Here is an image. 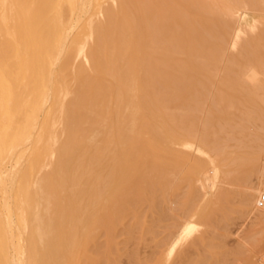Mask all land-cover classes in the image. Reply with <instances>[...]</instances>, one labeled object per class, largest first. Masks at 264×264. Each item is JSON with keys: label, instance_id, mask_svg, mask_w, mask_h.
<instances>
[{"label": "bare ground", "instance_id": "bare-ground-1", "mask_svg": "<svg viewBox=\"0 0 264 264\" xmlns=\"http://www.w3.org/2000/svg\"><path fill=\"white\" fill-rule=\"evenodd\" d=\"M62 1L67 2L71 11L68 23L61 18ZM111 1L112 7L106 8L100 0H0V29L3 27L11 42L0 44V67L2 63L9 68L17 64L24 73L21 83L16 82L17 76L12 77L15 78V81L12 80L14 99L11 100L14 104H9L11 107L13 104L15 112H20V115L18 117L15 112L9 114L20 118L23 113V120L26 117L25 123L22 121L23 126L0 134V264H80V259L86 257L82 255L85 252L81 243L83 229L87 226L85 222L90 223L86 220L93 206L92 202L86 201L88 197L90 201L91 192L76 190L72 182L77 187L80 179L77 185L76 179L71 181L65 170L74 152L85 149L94 152L100 147L94 144L89 148L78 144L74 138L59 143L56 132L61 126L62 132L69 133L71 137L77 133L80 123L94 126L101 121L108 123L101 139L103 146L113 151L111 171L108 169L104 174L111 180H105L104 176L99 178L106 167L101 169L102 174L99 170L101 175L97 174L98 169L96 173L92 172L95 169L91 170L89 158L82 160L90 163L88 171L83 169L85 166L82 168L83 162L76 164L84 173L86 171L87 176L99 175L97 185L92 184L96 186L92 192L97 189L100 194L107 180L111 181L112 223H121L128 212L137 214L141 201H148L152 208H157L161 202L170 201L172 196L183 199L179 202L185 220L175 226L176 231L172 230L175 227L172 228L171 236L160 244L162 249L158 252L157 257L160 258L157 263L169 264L175 259L178 263L174 264H182L189 254L191 256L195 252V248L203 242L200 233L204 222L209 221L214 205L212 194L208 191L218 192L226 184L233 186V192L239 195L243 205L240 212L259 225L261 228L255 230L264 235V208L258 206V196L264 190V0H207L208 6L200 5L197 0ZM96 7L94 15L92 12ZM16 9L21 10L27 31L35 29L39 35L48 33L53 36L52 39H45V43L54 40L57 48L56 54L49 48V52L55 55L49 61V68L39 54L31 56L30 43H21L22 19ZM88 16V31L81 41H76L75 30ZM36 35L34 32L35 38ZM34 37L31 42L39 53L40 41ZM36 40L38 43H35ZM10 44L15 47L13 53ZM48 46L41 48L46 51ZM2 49L10 54L4 60ZM230 50L234 52L231 57ZM209 56L213 58L208 59ZM219 56L225 57L222 67L225 75L220 91L212 89V93L214 81L208 71L218 67ZM201 71L207 73L200 74ZM71 74L77 82L76 87L70 82ZM93 74H97L98 78L95 84H90L88 81ZM32 78L41 88L37 99L32 98L30 90L29 80ZM88 87L95 92L87 104L83 95ZM2 101L4 98L0 104ZM224 104L225 108L244 110V114L240 113L241 110L239 113L240 116H248L244 118L248 122L256 114L262 124L260 131H253L254 137L248 130L250 135L247 137L244 132V140L250 137L247 143L240 141L242 137L237 139L245 145L242 153L230 152L227 150L230 146H227L231 139L236 141V137L247 128L241 125H244L241 121L234 126L242 132L235 129L229 115L235 114L229 113L231 109L225 110ZM223 113L228 120L225 119L227 122L224 120L222 124L227 126L228 122L231 123L229 132L225 126L221 128L219 122ZM7 114L6 119L12 123ZM254 120L258 121L257 118ZM9 125L8 131L9 127L13 128ZM232 126L234 129L231 131ZM224 134L228 136L224 137ZM240 143L236 146L240 147ZM234 146L235 143L231 147ZM104 152L103 148L101 154ZM103 155L96 160L100 161V165ZM47 156L48 162L45 161ZM215 158L222 159V166L228 169L224 172L217 169ZM46 163L51 170H42ZM76 177L81 178L79 175ZM137 181H141V186L136 184ZM130 182H135V185L127 191ZM57 187L65 188L66 206L73 208L78 222L73 245L68 240L69 229L61 233L55 224L48 225L49 231L43 227L46 225L43 216L48 213V207L45 209L42 202ZM181 189L183 193L180 191L182 194H179ZM218 193L215 194L220 201L230 199L227 193L221 190ZM101 196L97 198H103ZM195 200L200 201L199 204L196 205ZM98 209L97 215H100ZM73 212L70 210L63 215L68 223ZM107 218L111 219V216ZM84 235L86 239L90 238ZM57 237L58 244L52 243L54 249L48 251V248H53L50 242Z\"/></svg>", "mask_w": 264, "mask_h": 264}, {"label": "rangeland", "instance_id": "rangeland-1", "mask_svg": "<svg viewBox=\"0 0 264 264\" xmlns=\"http://www.w3.org/2000/svg\"><path fill=\"white\" fill-rule=\"evenodd\" d=\"M56 2H59V0L58 1L56 0ZM62 2H63V4H61ZM62 2H60L61 10H63V12L61 11L62 14H63V15H61V18H63L62 20L65 23H68L71 20V17H72L71 16V11H70V8H69L67 2H65V1H62ZM100 2L102 4H104V6L106 8H111L112 4H113V2L111 0H100ZM197 2L200 5H204V6H208L209 5L207 0H203V1L202 0H197ZM97 8L98 7H96L93 10V12H92L94 15H96V13H97L96 12ZM15 11L18 14L20 13V17L22 19L20 21L21 22L20 23V28H21L20 39H22V40H20L21 43L23 45H27L28 43H30L31 44V46H30L31 56H35V55L38 56V54H39V56H41L47 62V64L45 66L47 68H49V66H50L49 61L51 60L52 57L55 56V55L53 56L54 53L49 52V48H50V50L52 49V51L54 50L53 52H55V54H56L57 48H56V45L54 43V40L49 41V42H47V40H46L47 43H51V44H48L49 45L48 46L47 43H45V39H48V40L50 38L52 39L53 36L51 37V34L49 35L48 33H45L44 35H39L38 31L35 30V29L34 30L30 29V30L27 31L25 25L23 24V23H25V18L22 15L21 10L16 9ZM89 18H90L89 16L86 17L85 18L86 21L84 19L83 22L75 30V39H76V41L77 40L81 41V39H83L85 34L87 33V31H88V22L87 21H89ZM237 22L238 21H236L234 23L235 26L237 25ZM33 31L35 32V35L37 34L36 35L37 36L36 37L37 40L40 41L39 42V46H38V49H39L38 52L39 53H37V48L34 47L33 42H31V38L34 37L33 36L34 35ZM0 32H1L0 33V44L3 41H7V42L11 43L9 38H8V36L6 34H4L5 32L3 30V27H1ZM48 37H50V38H48ZM42 40H44V42ZM35 43H38V41L35 42ZM43 43H45V44H43ZM10 45H11L10 46V51L13 53L14 50H15V47L12 44H10ZM91 45L93 46V43H91ZM35 46H37V44ZM43 46H45V47L48 46V49L46 51H43L42 48H41ZM41 50L44 52V53L42 52V55H41ZM6 51H7L6 49H2V53H1L2 54V60H4L5 57L10 55L9 53L6 54ZM231 51L232 50H230V52H229V54H230L229 56L230 57L234 55V52L233 51L231 52ZM50 53L52 54L51 57H49L51 55ZM222 57L223 56H219L218 57L219 58L218 59V63H217L218 67H212L208 71V73L210 75H212L213 81H214L213 86H212L213 88H211V92L212 93H213V90L215 92H219L220 91L221 80H222V78L225 75V70H224V68H222L224 66L223 60H224L225 57L224 58H222ZM209 58L212 59L213 57L209 56L208 59ZM12 68H14V69H12ZM21 68L22 67L18 66L17 64H12L10 66V68H9L6 63H2V65L0 67V74L1 75L3 74L2 77L0 75V101L4 98V101H2L3 103H1L3 105V107L0 104V106L2 107V110L0 109V112H1L0 113V119L3 120V122L1 121V124H0V131L2 129V132H0V134H4L5 132H11V131L15 130L16 127H21L20 125L23 126L24 125L23 123H25L24 121H26V117L23 120V118H24L23 113H21V117L18 118L19 115H20V112H15L14 105H13L14 103L11 102L12 98L14 97L13 94H12V92H14V91H12V89L15 90V88H13V83L15 81V78H12V77L17 76V81H16L17 83H21L24 80V73L21 71ZM8 69L10 70V73L8 72L9 71ZM204 73H207V72H205V71H201L200 72V74H204ZM5 75H6V77H5ZM97 78H98L97 74H93V77L88 82L90 84H95ZM9 79L11 80V83H10ZM13 79H14V81L12 82ZM69 79H71L70 82H72L73 86L76 87L77 86V82H74V80L72 79V74H71ZM2 80H3V82H5V84H3V82H1ZM29 81H30V90H32V98L35 99L37 96L39 97V95H40L39 92L41 91V88L36 86V82H35L34 78H32ZM249 86L253 87V85H251V84ZM34 87H36V88H34ZM3 88H5V90H3ZM2 90H3V92H2ZM94 92H95V90L93 88H89L88 87V89H86L83 97H84V100H85V102L87 104L92 100ZM4 93H6V94H4ZM3 96H5V97H3ZM10 103H13L12 107L9 106ZM36 105H37V103H36ZM213 106H216V104H214ZM225 106H226V104L223 105L225 110H227V108L229 109V106L226 107V108H225ZM236 109H233V110L231 109V111H229V110H227V111H229V113L233 112V114H235V115H232V113L229 114L231 116V117L230 116L229 117L233 119V122L231 121L233 126L237 122L240 123V124H241V121L244 122V125L243 124H241V125L243 127L247 128L246 131H243V133L240 134L241 136L238 135V137H236V141H238L237 139L242 137L240 141H242L243 144H244V141L247 143V141L250 140V137H248L249 139L246 138V140H244L245 139V137L243 135L244 132L246 133L245 134L246 137H247V135H250V134H248V131H249V133H252L251 135L254 137L255 134H254L253 131H255L256 129H257L256 132L258 130L260 131L261 130L260 125H262V124H260L261 122H260V120H258V117H256V114H254V117L257 118L258 121H255L254 120L255 118H253V119L251 118L252 120L250 119V122H248L247 119H244V118H246L248 116H246V117L243 116V115L240 116L241 115L240 113H242V114L245 113L244 110H241V108H238L239 111L240 110L242 111V112L240 111V113H239V111H237ZM7 110H8V112H6ZM12 110H14V111H12ZM23 110H24V108H23ZM10 112L11 113L15 112V114L18 117H12L13 115L11 116ZM6 114H7V116H9L8 119H10L12 121V123L9 120L6 119L7 118V117H5ZM44 115L45 114L43 112L42 116H44ZM234 116L235 117L237 116V117L234 118ZM4 117H5V120H4ZM11 117L15 118V120L13 121V119ZM16 118H18V119H16ZM225 119L228 120L227 116L225 114H224V116L221 115V119L219 120V122L222 124ZM243 119L246 120L247 124H246V122ZM226 120H225V122H227ZM22 121H23V123H22ZM253 121L256 122V124H254ZM7 122L10 123V125ZM16 122H18V126H16V124H17ZM2 123H5V124H2ZM249 123H251V124H249ZM6 124H8L9 126L12 125L13 128L9 127L10 129L8 131V125H6ZM221 124H219V125L221 126ZM223 124H222L221 128H224V126L226 125V124L225 125H223ZM240 124H239V126H241ZM230 125H231V123L229 124V122H228L227 126H225L226 127L225 130L227 132L230 131V128H229ZM248 125H249V127H247ZM255 125H257L258 127L255 126ZM1 126L2 127L4 126L3 128L4 129L6 128V130L4 131ZM233 126L231 127V131H232V128L234 129V127H235V126L234 127ZM98 127H99V129H98ZM227 127L229 128V130H228ZM253 127H255L254 130H252ZM77 128H78L77 129V133L70 137L69 133H66V134L63 133L62 130H61V126H58L57 129H56V132H58V134H59L58 142L61 143L65 139L74 138L75 141L78 142V144H82L84 146H89V148H92L94 144H96L94 146L97 147V145H98V147H100V148H97V150H95L96 153H95V151L94 152H90V151H88L86 149L83 150V151L74 152V154L71 157V163L72 164L70 163L68 165V168H66V170H65L66 172H68L67 175L71 178V181L76 179L75 181H77L76 182L77 185H78V181L80 179L79 185L77 187H76L75 182H72V185H75L74 187L76 188V190L78 189V190H81L82 192L83 191H87V193L91 192L90 193L91 194L90 195V201H89V197H88L89 194L87 195L88 198H87V201H86V202H90V203L92 202V206H93L91 211H90V213H89V215H88V217H87V220H86V221L90 220L89 221L90 223L88 224L87 222H85V224H87V226L85 227L86 229H83V232H82L83 240H82V243H81V245L83 246L82 247V251H83V253L85 252L82 255L83 256L85 255L86 257L81 256L83 258H81V259L79 258L80 261L82 262V263L80 262V264H160V262L159 263L156 262V260L158 258H160V257H157V256H159L158 255L159 250L162 249V248L160 249V246H161L160 244H162L165 240H167L171 236V233L173 231L177 230L175 226H179V224H182L181 222H183L182 220L185 218L184 214L182 213L183 211L181 209V205H180V202H179V200L182 201L183 199L181 198V196L180 197L172 196V197L169 198L170 201L167 200L166 202H163V203L161 202L160 206L157 207V208H155V207L152 208V204H150L148 201H141L142 203H140V206L137 207L138 208V211H137L138 213L137 214L134 213V211L132 213L128 212V215H125L126 217L124 218V220L121 223L119 222L120 224L118 223L117 225H115L114 223H112L114 220H112L113 213H112V208H110V207H112V200H111V197H110L111 196V188H110L111 187V181L108 182V180H111V179L109 177L108 178L105 177L104 174H107L108 169L111 171V163H112L111 158H112L113 151H112V148H105L103 146V142H102V139H101L103 133L108 128V123L104 122V121L103 122L101 121L98 124H96L95 126L90 124V123H87V124L86 123H80ZM236 128H238V126L235 127V129ZM96 129H97V131H96ZM240 130L241 129H239V132H242ZM83 131L85 133H83ZM93 132H94V134H93ZM225 135H227V134H224V137H225ZM85 138H87V140ZM89 139H90V141H89ZM231 140L229 141V143H228L229 145L227 147L233 146V143H235V146L231 147V148L229 147V148H227V150L228 151L231 150L233 152L235 151V152H238V153H242L243 150L245 149V147H244L245 145H242L240 143V141H238V143H240L242 145L241 146L239 144L240 147H238V146H236V145H238V143H236V141H234L235 139H233L232 141ZM98 141H99V143H97ZM102 147L105 150V152L103 153L104 155L101 154L102 149H103ZM237 148H238V150H237ZM98 149H100V150L98 151ZM93 153L95 154L94 156H93ZM102 155H103V157L100 158L102 164L100 165L99 164L100 161H96V160H99V157H101ZM85 158H87V159L89 158L90 159L89 162L91 164L88 163V161L87 162L85 161L86 163H84L82 160H85ZM74 159H76V161H74ZM94 160L96 162H94ZM45 161L46 162L49 161V156L46 157ZM80 161L84 163V165H82V168L85 166L83 169L84 170L86 169V171H88V169H89L87 167V166H89V164L92 166L91 170L93 168L95 169L92 172L95 171L94 173H96L97 169H98V173L97 174H99V175H101L103 173L102 170H104L105 167H106V169L104 170V173L102 174V176H99L97 174H94V176H93V174H90L91 173L90 172L89 173L90 176L92 175L90 177L89 175L88 176L85 175L86 171L84 173L83 169H81V170H83L82 171L83 174H81V172H80L81 171L80 170L81 166L80 165L78 166V164H76V163H78ZM73 162H75V164H73ZM222 163H224L222 159L220 160L218 158H215V166L217 167V169H219L220 171L224 172V171H226L228 169V167L227 166H222ZM97 164L100 165L101 167L100 166L98 167ZM46 165H47V163L44 165L42 170L43 171L51 170V168H48V165L46 167ZM75 165H77L78 168ZM76 170H77V172H75ZM99 170L101 171V174L99 173L100 172ZM65 171H63V173H62V178L64 177ZM71 172L75 173V174L73 175V174H71ZM108 174H109V172H108ZM71 175L74 176V177H72ZM76 175H79L81 178L76 177ZM82 175H84V176H82ZM98 176H99V178L104 176L105 180L108 179L107 182H106L107 184L105 183V187L106 188L103 185L102 191L103 190L104 191L100 193L102 195L101 197H103V198H99L100 200L97 198L100 195L99 192L97 193V189L95 190L96 191V195H95V191L92 192L96 188V186H94L92 184H96L97 185V181L99 180ZM88 177L92 178L93 180L92 179L90 180V178L88 179ZM85 179H87V180H85ZM89 184H91V185H89ZM136 184L141 186L142 183H141V181H137ZM133 185H135V182H130L128 184L127 191L131 190V187ZM93 186H94V188H93ZM74 187H73V189H74ZM88 188H91V191H88ZM185 190H187V189H185ZM220 190H221V192L227 193L230 196L229 197L230 199H228L227 201H220L219 200V196H218L219 195L218 192H220ZM233 190H234L233 186H230V185L226 184L225 186H222V188L219 189L218 192L217 191L216 192L208 191V193L212 194L211 197H213V202H214L213 208L214 209L212 208L210 219H209V221L204 222V227H203V229H202V231L200 233V236L201 235L203 236V242L199 246H197L195 248V250H194L195 252H192L191 256L189 254V256L186 259L183 260L184 262L182 261V264H264V247H263L264 246V241H263L264 240V238H263L264 235L259 234V233H261V232H258L259 230H257V231L255 230V229H258V228L260 229L261 227L259 225H255L253 223V221L249 217L246 216L245 213H243L242 211L240 212V210H242L243 205L240 202L239 195L236 194V192H233ZM180 191H182V193H183V189L179 190V194H182ZM204 192H206V191L204 190ZM215 193H218V195H216ZM97 194H99V195H97ZM66 197H67V193H66L64 187H62V188L61 187H57L54 192L49 194L48 199H46V201H45V198H46V196H45V198H44L45 202H42V203H44L43 205H45V209H46V207H48V213L46 215L43 213L44 214V216H43L44 217V224L47 225V226L43 225V227L45 226L46 227L45 229H47L49 231L48 225L55 224L59 228V230L61 229V233L65 229L66 230L69 229L68 230V240L70 241V244L73 245V243H74V241L76 240V237H77L78 222L76 220V217L74 216L73 208L70 209V208H68L66 206V203H65ZM94 197H95V200H94ZM105 197H109V198H105ZM96 198L98 200H96ZM235 199H237V200H235ZM171 200H173V201H171ZM176 201H177V203H176ZM95 202H97V203H95ZM168 202H169V204H168ZM199 202L200 201L195 200V204L196 205L199 204ZM98 203L101 206H99ZM102 204L103 205L105 204V206H103L105 208L102 207ZM97 207L99 208L98 209V213H100V215L99 214L97 215V210H96ZM43 208H44V206H43ZM101 209H102V211L100 212ZM44 210H43V212L46 211V210L45 211ZM58 210H60V213L58 212ZM70 210L73 212V214H71L70 223H68L67 222L68 221L67 218L64 217L63 215L67 214V212L69 213ZM103 210H105V211H103ZM107 211H109V213L111 215H109ZM94 212L96 213V215H94V217H92ZM102 213H103V216L101 215ZM181 213H182V215H181ZM110 216H111V219H108L107 217L110 218ZM91 218H93V219H91ZM162 218H163V220H162ZM106 220H108L107 223H106ZM159 221H161V222H159ZM177 221H179V222H177ZM64 222H65V224H64ZM59 223H60V225H59ZM93 223H95V224H93ZM113 224H114V226H113ZM171 224H173L174 226L172 225L173 226L172 227ZM93 225H94V227H93ZM149 225H150V227H149ZM100 227H102V228H100ZM144 227L146 228L145 230H143ZM174 227H175V229H172ZM171 229L173 231H171ZM44 231L46 232V230H44ZM87 231H88V233H87ZM257 232H258V234H257ZM84 234H87V238L90 237L89 238L90 240L86 239V236ZM258 235H259V237H258ZM198 236H196V238ZM260 239H261V241L259 243ZM58 240L59 239L57 237V238H55V240L50 242L51 243V247H53V248L52 249L48 248V251H50V250L52 251L54 249V246H52V243H53V245H54V242L56 244H58V242H59ZM258 243H259V245H258ZM259 246H260V248H259ZM236 250H237V252H235ZM94 251L96 253H94ZM238 252H239V255H237ZM159 254H162V253H159ZM154 257H156V258H154ZM84 258H86V259H84ZM152 259H153V261H151ZM187 259H189V260L187 261ZM82 260H84V262ZM175 262H177V261L175 259H172V261H170L169 264H174ZM161 264H163L162 261H161ZM179 264H181V263H179Z\"/></svg>", "mask_w": 264, "mask_h": 264}, {"label": "built area", "instance_id": "built-area-1", "mask_svg": "<svg viewBox=\"0 0 264 264\" xmlns=\"http://www.w3.org/2000/svg\"><path fill=\"white\" fill-rule=\"evenodd\" d=\"M258 206L264 208V190L258 196Z\"/></svg>", "mask_w": 264, "mask_h": 264}]
</instances>
